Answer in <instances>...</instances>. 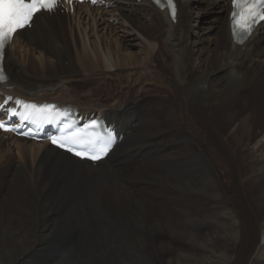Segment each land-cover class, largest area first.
Returning a JSON list of instances; mask_svg holds the SVG:
<instances>
[{
	"label": "bare ground",
	"instance_id": "1",
	"mask_svg": "<svg viewBox=\"0 0 264 264\" xmlns=\"http://www.w3.org/2000/svg\"><path fill=\"white\" fill-rule=\"evenodd\" d=\"M176 1V20L108 0L16 32L5 93L102 116L124 138L93 165L0 132V264H158L162 234L195 250L168 264H264V24L240 45L230 0ZM206 10L212 33L191 40Z\"/></svg>",
	"mask_w": 264,
	"mask_h": 264
},
{
	"label": "snow or ice",
	"instance_id": "2",
	"mask_svg": "<svg viewBox=\"0 0 264 264\" xmlns=\"http://www.w3.org/2000/svg\"><path fill=\"white\" fill-rule=\"evenodd\" d=\"M95 2V0H93ZM171 4V0H169ZM57 7L56 0H0V50H3L6 44L12 39L13 35L19 30L29 25L33 17L42 11L51 12ZM232 20L234 31L239 30L240 33L250 34L252 26L256 23L257 17L264 20V0H233ZM172 15L175 17V9L172 6ZM242 42V41H240ZM7 76L4 74L3 69L0 68V80H6ZM8 97L5 104L12 100ZM16 104L22 105L26 110L32 109V112H26L23 115L25 120L38 118L48 119L50 113L47 109H55V105L37 106L36 104L21 101L16 99ZM3 107V105H0ZM10 114L17 115L15 109H9ZM64 115V113H60ZM0 128L11 130L6 127L4 121H0ZM77 134H73L75 136ZM73 137H66L64 141H58L55 137L52 138L53 144H59L61 148L66 146V142H70ZM110 143V140L108 141ZM72 150L71 147L68 149ZM106 151V149H104ZM76 155H82L77 152ZM89 158L95 160L99 156L93 155Z\"/></svg>",
	"mask_w": 264,
	"mask_h": 264
},
{
	"label": "rangeland",
	"instance_id": "3",
	"mask_svg": "<svg viewBox=\"0 0 264 264\" xmlns=\"http://www.w3.org/2000/svg\"><path fill=\"white\" fill-rule=\"evenodd\" d=\"M190 1V0H189ZM198 3V5H200V6H198V7H203V6H205L204 4H202L201 2H197ZM212 11H210V10H206V11H203L202 13H201V16L200 17H198L197 19H195V21H194V23H196V24H194L193 26H192V28L190 29V32H191V35H190V39L191 40H193V39H197V38H202V37H206V36H209L211 33H212V25H211V23L208 21V19H210V18H212V16H213V13H211ZM201 20L204 22H201ZM116 22V21H115ZM209 26V27H208ZM209 28V29H208ZM111 29L112 28H109V32H111ZM104 30H102L101 32H103ZM109 32H108V34H109ZM112 36V35H111ZM113 38H115V35L114 36H112V39ZM117 39H118V37H117ZM120 39H123L122 38V36L120 37ZM125 39H126V41L128 40L130 43H132L130 46H129V48H130V50H132V51H137V50H141L142 49V47H141V43H139V39H136L135 38V35L132 33V34H130L129 36H127V37H125ZM175 45H176V43H175ZM246 60H244V62H245ZM145 89H147L148 91H149V93L151 92L149 89L150 88H148V86L145 88ZM100 96H104L103 94H101ZM99 96V97H100ZM103 99H104V97H103ZM152 105H156V102H152L151 103ZM126 109V108H125ZM10 142V141H9ZM252 142L253 141H251V144H252ZM11 143V142H10ZM11 144H13V143H11ZM111 165V164H110ZM231 183V182H230ZM228 184V185H231V184ZM163 189V190H162ZM156 192L158 193V194H161V195H163V194H165L166 192H169L167 189H166V191H165V188L164 187H158L157 188V190H156ZM164 196V195H163ZM170 195H168V196H166L167 197V199L169 200L170 199V197H169ZM166 198H162V199H157L156 200V204H159V205H161L162 207L164 206V204H166L167 202H168V200H167ZM167 213H169V212H171V213H173L174 212V209H169V208H166V210H165ZM175 212H176V210H175ZM55 214H53L52 215V217L54 216ZM246 228H247V230H248V233H250V232H253L252 231V220L251 219H249V218H246ZM208 229L212 232V234H219V232H218V230H214L213 229V227L212 226H209L208 227ZM161 237V238H160ZM160 237H157V240L155 241V243H157L156 244V246L157 247H155L156 249H155V251L158 253V254H156L155 252H153V250L152 251H149V252H152V255L153 256H155L156 258H158L157 259V261H158V264H168V262L167 261H169L171 258H173L175 261L177 260V256H178V254H179V252L180 251H182V253H186V252H193V251H195L194 250V248H191V245L189 244V242H182V243H180V242H176V241H173L171 238H169V236H167V235H164V234H162ZM245 241H250V238H246V240ZM164 243V246L163 247H165L164 249H162V250H160L161 248H163L162 246H161V244H159L158 245V243ZM222 243V242H221ZM167 244V245H166ZM246 244V242L244 243V245ZM222 245H225V243H222ZM169 246V247H168ZM166 247H167V251H165V249H166ZM244 247H246V245L244 246ZM160 248V249H159ZM159 249V250H158ZM72 250V249H71ZM180 250V251H179ZM179 251V252H178ZM161 254H160V253ZM242 252H243V256L241 257V258H244V257H246V255L249 253V252H247V249H244V251L242 250ZM154 253V254H153ZM247 253V254H246ZM157 256H156V255ZM160 254V255H159ZM159 256H161V257H159ZM257 257L259 258V259H261V260H264V243L262 244V246H261V248L258 250V252H257ZM191 260H193L194 262H196V260L197 261H199L200 259L199 258H196V257H191ZM240 262H241V259L239 260Z\"/></svg>",
	"mask_w": 264,
	"mask_h": 264
}]
</instances>
